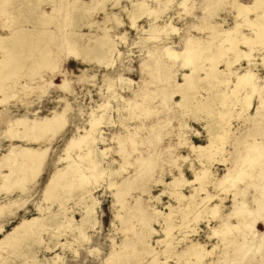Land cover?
Returning <instances> with one entry per match:
<instances>
[{
    "label": "rangeland",
    "instance_id": "obj_1",
    "mask_svg": "<svg viewBox=\"0 0 264 264\" xmlns=\"http://www.w3.org/2000/svg\"><path fill=\"white\" fill-rule=\"evenodd\" d=\"M0 1V82H9L3 90L5 92L0 91V163L5 164L0 165V174L8 172L7 164L11 163V158L6 160L5 157L12 147L14 150L24 147L28 153L31 149L42 151L47 148L40 176L32 182H26L24 190L18 186L8 189L3 186L0 176V205L6 204V209L3 208L0 213V239L22 220L29 221L37 216L40 218L37 222H32L33 229L20 231L21 235L16 243L0 247V264H107L106 258L112 251L120 254L113 259L112 264H151L149 262L156 254V264H192L193 261L196 262L192 255L189 257L186 253L182 258V255L176 254L191 243L201 244L208 250L213 249L210 253L213 256L206 255L203 261L193 264H214V260L216 264H264V248L259 253L250 251L241 258L242 253L247 252V248L255 240L264 242V220L257 221L254 231L251 230L247 237H243L237 230H231L224 237L216 234V237L212 227L216 228L220 219H212L202 212L198 219L193 218L194 212L187 213L186 217L183 209L187 200L179 201L172 194V187L167 184L174 176L179 175V171L183 172L188 181L193 180V173L203 165L209 167L212 179L220 178L227 172V167L241 160L245 143L254 140L264 143V108L260 107L258 111L255 109L264 98V43L254 44L250 54L240 56V60H235L231 65L241 75L245 72L243 69L247 62L252 61L251 70L257 77L260 93L255 91L252 96L250 89L238 90L239 101L227 105L231 118L222 155L216 153L214 159L206 161L197 155V150L191 148V145H206L209 139V119L202 110L192 107L196 99H203L209 94L207 83H200L189 102L183 106L175 103L180 99L178 93H171L175 83L183 81L182 73L189 72V67L182 66L180 59L169 58L164 47L170 46L180 51L189 38H200L204 45H210L211 51H220L221 36L218 34L219 36L211 39L212 31L221 33L234 26L236 20L241 23L238 34H252L246 23L241 18H236L237 10L232 6V0H145L152 7H158L159 4L163 6L168 1L157 24L163 26L171 22L178 29L167 36L161 34L155 40L142 39L148 36L142 29L149 28L152 16L143 14L132 26L131 13L135 10L132 2L135 0ZM238 1L250 4L253 0ZM51 13L57 14V17L48 27L60 38L58 43L61 50L49 55L51 65L32 67L31 63L40 58V53L34 51L31 55L28 49L35 44L36 32L46 26L44 20ZM106 14L111 16L106 26L115 46L112 53L108 52L103 58V62L107 61L108 65L94 60H82L83 52H80L79 57L67 55L66 33L71 31L81 36L77 43L80 50L94 45L95 38L103 34L102 21ZM249 17H254V13L251 12ZM27 30L35 34L20 47L22 52L19 53L18 64L7 66L6 62L10 57L17 54L10 48V43H14L16 37L23 36ZM236 34L237 32L232 38ZM239 48L245 53L248 51L246 45L239 44ZM232 56L229 51L225 52L218 68L227 72L224 60ZM53 65H56L54 69ZM208 65L209 61L205 60L204 66ZM4 74H13L16 83L4 78ZM199 75L204 76V71L199 72ZM120 77L131 79L130 85H120ZM107 78L115 80L114 87H108ZM64 79L69 81L66 88L58 84ZM230 81L229 87L221 84L219 89L229 91L235 81L234 75L230 76ZM25 82L28 86L24 85ZM246 94L252 97L251 105L249 109L243 110ZM66 103L68 122L62 131L54 134L42 131L37 134L40 136L38 139H33L24 130L22 117L43 118L49 116L53 109L62 110ZM102 103L107 105L104 113L109 120H102L97 125L96 133L104 141H98L96 146L98 150H109L105 151L101 167L117 169L123 157L127 158L129 164L118 176L111 178L105 173L96 180L90 177L87 184L89 192L84 196H79V188L72 187L71 191H67V185L63 187L58 183L53 187L54 196L45 198L43 189L51 172L66 165V159L61 158L68 154L70 159L78 161L80 149L73 147L66 151L68 139L77 133L83 134L90 128L91 113L101 114L103 109L99 105ZM149 107L152 109L147 114L145 109ZM214 108H220V105L214 104ZM152 110L153 113L158 111V114L156 112L152 115ZM129 137L136 140L135 148L131 147L127 139ZM123 147L126 150L121 153ZM223 156L225 161H220ZM84 171L86 175L90 174V170L84 168ZM22 174V169L17 170L5 182L6 185L19 182L18 177ZM111 180L116 185L109 186ZM248 180L253 183L248 181V184L247 179L243 180V183H238V190L228 193L214 188L212 184L207 186L209 192L225 197L221 214L230 213V217L225 219L231 223L237 224L234 208L239 201L253 203L255 196L264 194V177ZM199 185L193 182L175 188L189 195L193 186ZM201 186L206 187L204 183ZM201 195L204 194L201 192ZM94 200V220L91 224L81 226L85 205ZM218 201L216 197L211 203ZM168 209L171 212V223H178L171 230L172 244L169 241V245L163 239L167 219L164 217ZM129 224L134 231H125ZM75 225L81 228H75ZM138 239L146 243L148 251L152 248L149 253L140 252L141 261L132 255L135 248L131 247L129 251L125 249L126 245L134 244H137L138 250L142 248L137 243ZM166 246H170L168 252L163 251Z\"/></svg>",
    "mask_w": 264,
    "mask_h": 264
},
{
    "label": "bare ground",
    "instance_id": "obj_2",
    "mask_svg": "<svg viewBox=\"0 0 264 264\" xmlns=\"http://www.w3.org/2000/svg\"><path fill=\"white\" fill-rule=\"evenodd\" d=\"M156 1H158V0H156ZM167 4H168V1H165L163 6H161L159 4L158 7H152V6L148 5L145 0H135L134 2H132V5L135 7V10L131 13L132 26L135 25V21L138 18H140L143 14H148V15L153 17L151 22L149 23V28L148 29H142V31L146 32L148 35L147 37H145V36L142 37V39H144V40H151V39L155 40V39L159 38L161 34L164 36H167V35L171 34V32L178 30L177 27H175L174 25L171 24V22L166 23L163 26H160L159 24H157L158 18L160 17V15L164 11L163 7L166 6ZM232 4H233L232 6H235V8L237 10L236 18H241L242 21L244 23H246V25L251 29V32H252L251 35H247L245 33L243 34L240 32L238 34V29H239L241 23H239L238 20H236L234 26L227 28L225 30H222L221 33H219L217 30L212 31L211 39L213 37H216L219 35L221 36V39H220L221 42L219 45L220 51H217V52L211 51L210 45H208V46L204 45V43L200 40V38H189V39L187 38L188 40L186 41L184 48L180 51H177L170 46L164 47V52L169 58L180 59L182 62V66L189 67V72H183L182 73L183 81L182 82H176L174 90L171 91L172 94L178 93V95L180 96V99L175 101L176 104L183 106L184 104L188 103L190 98L193 95V91L196 89V87L200 83L206 82L207 85L209 86L210 92L207 95V97H204L203 99H196V103L192 105V107H194L195 109L202 110L205 113L206 118L209 119V121L207 122V125H209V127H208V132H209L208 143L206 145H198V146L191 145L192 149L198 151L197 155L203 159H206V161H209L210 159H214V155L216 153L221 154V155L223 154V143L226 142L225 139H226L227 135L229 134L228 123H229V120L231 118V113H230L229 109H227V105H229V103L239 101V99H240L238 96L239 92H237V91L238 90L240 91L241 89H243V90L250 89V94L252 95V94H254L253 92H255V91L259 92V89H260L259 84H257V77L255 76V73L251 70V67H252L251 62L252 61L249 60V62H247L248 61V59H247L246 62L248 64L246 67H244L243 70L245 72L244 73L242 72L243 74H241V75L237 74L236 71H234L232 69L231 65L233 64V62H235V60H238V59L240 60V58H239L240 56H242L244 54H250L252 52V50L254 49V44H257V43L260 44L261 43L263 45V43H264V40H263L264 39V21H263L264 20V0H253L250 4H243V3H240L238 0H232ZM251 12L254 13V17H249V14ZM55 15H57V14H52V15L49 14L48 18L44 20V23L46 24V26L42 30L36 32V34L34 32H32L31 30H27V31H25L23 36L16 37L14 43L13 42L10 43V48H13V50H15L17 52V54L10 57V59L8 61L6 60L7 66H15L18 64V56H19V53L22 52L19 49H20V47L22 48V45L24 43H27L30 40L32 34L36 35L35 36L36 41H35V44H33V46L29 47L28 52L32 55V53L34 51H38L40 53V58L33 60V62L31 63V66L36 67L38 65L42 66V65H47V64L51 63V57L49 55L52 52H60V50H61L60 45L58 43L60 38L58 36H56L53 29L48 27V24H53L54 21L56 20L57 16H55ZM65 17H67V15ZM110 19H111V16L106 14V16L104 17V19L102 21V23L104 24V26L102 27L103 34L95 38L94 45L83 47L81 50L77 46V43L80 40L81 36H78L76 33H72L71 31H68L66 33V37H65V41H66L65 43L67 45L66 48H68L67 55L70 54L72 56L79 57L80 54L83 52L81 54L82 60H84L86 62L94 60L96 62H102V63H105L106 65H108L107 61L103 62V58L106 57V54L108 52L112 53V51L115 49L113 39L111 38V35L108 34V27L106 26V23ZM236 32H237L236 37L232 38ZM2 39H5V37H3ZM160 39H162V38H160ZM239 44H243V45H246L248 47L247 53H245L242 49L239 48ZM105 46H108V47L105 48ZM263 48H264V45H263ZM26 50L27 49H25V51ZM62 51H64V49ZM227 51H229L233 56H232V58L227 57L228 59L226 58L224 60V64L226 67L225 69L227 71V72H225L224 70H220L218 68V64L221 62V56H224L225 52H227ZM65 52H66V49H65ZM149 52H150V50H149ZM63 54H65V53L63 52ZM205 60L209 61V65L207 67L204 66ZM55 66L56 65H53L52 69H54ZM201 71H204V76L199 75V72H201ZM0 74H1V72H0ZM12 75L10 76V75L4 74V78L10 80L11 83L15 84L16 79ZM232 75L235 76V81L233 82V85L230 86V90L227 91V90H225V88L219 89L221 84L229 87L230 82H231L230 76H232ZM107 80H108L107 84H108L109 88L115 86V80H113L111 78H107ZM68 82L69 81L64 79L63 81L59 82L58 84H62V87L66 88V86H68ZM119 82H120V85H130L131 79H129L127 77H120ZM8 83L9 82H5V83L0 82V91H3L4 89H6L8 86ZM24 85L28 86V84L26 82L24 83ZM4 92L5 91H3V93ZM251 95L249 96L248 94H246V101H245L246 105H245L243 110L249 109V107L251 105V99H252ZM215 101H217V103L220 105V108H214V104H217V103H215ZM67 105L68 104L66 103L65 107L62 110L53 109L50 112L49 116H45L43 118L42 117L41 118H34L33 117L34 119H27L26 117H22L21 120L25 126L24 130L25 131L27 130L29 135L33 136V139H38V137H40V136H37V134H39V132H42V131H48V132L51 131L52 134L62 131V129L64 128V126L68 122ZM233 106H235V105H233ZM263 106H264V98H262V100L260 101V105H258L255 109H257V111H258L260 109V107L264 108ZM99 108H102L103 112L99 115H94L93 112L91 113V119L89 121L90 128L88 130H85V132L83 131L84 132L83 134L77 133L75 135H72L68 139V141L65 145L66 151L72 149L73 147H78L80 149V152L77 154L78 161H75L74 159H70L68 154L66 157L61 158V160L66 159V165L64 167H62L61 169L56 168L53 173L51 172V174L47 180L46 186L43 189V193H44L45 198H49V197L54 196L53 195L54 194L53 193V187L58 183H60L61 186H63V187H64V185H67V187H66L67 191H71L72 187L79 188L80 189L79 196H84L86 193L89 192V190L87 189V184L90 182V177H93L96 180L99 176L107 173L112 178L114 176L120 175L121 172L124 170L125 166L127 164H129V161L127 160V158L123 157L122 163H120L119 168H117V169H114L112 167H107V168L101 167V163H102L103 158L105 156V151H108L109 148H108V150H107V148H104L102 150L97 149V146H96L97 142L98 141H104V138L101 135L98 136L99 134H97L98 133L97 125L100 124L102 120H109L108 119L109 117H106V113H104L106 108H107V105L105 103L100 104ZM151 109H150V107L146 108L145 113H147V114L150 113ZM233 111H234V109H233ZM156 112L158 114V111H155V113ZM155 113H153V110H152V115ZM237 115H238V113H237ZM210 125L211 126L214 125V126L211 127ZM9 129L11 130V128H9ZM42 135H44V133ZM118 138L119 137H117V139ZM229 138H230V136H229ZM127 139L129 141L131 147L135 148L134 146L136 144L135 143L136 140L133 137H129ZM23 148L18 149V150H14V147H12L11 150L9 151V153L5 157L6 160L10 157L11 163L7 164V167L9 168L8 172H6L2 175L0 174V176L2 179L1 182L3 181V183H4L3 186H7L8 189L10 187H13V186H16V187L18 186L19 188H22V190H24L25 189L24 184L26 182H32V181L36 180L35 178L42 171V168H43L42 164L44 161V157H45V153L47 151V148H45V149L43 148L44 150H42V151H39V149L38 150H34V149L32 150L31 149L30 153L26 152ZM25 148H27V147H25ZM243 149H244V153L242 155L241 160L239 162H236L233 165L227 167V172L223 176H221L220 178L212 179V175L210 173L209 167L206 165H203L201 168H199L197 171H195L193 173L194 174L193 180L188 181L183 176V172L179 171V175L174 176L173 179L169 183H167L169 186L172 187L173 190L171 192H172V194H174L177 197V199L179 201L184 200V199L187 200L186 204H185V208L183 209L185 216L189 212H194L193 218L198 219L197 217H199L201 215V212H202V213H207L208 216L212 219H220L218 226L216 225L217 226L216 228L212 227V229H214L213 233L215 235L217 234L220 237H224L231 230H237L238 232H240L243 235V237H247L246 235H249L251 230L254 229V226L257 223V221L264 220V194L255 196L254 199L252 200L253 203H251L250 201H247V200L245 201L241 197V199H243L244 201H239L237 203L238 206L234 208V214L238 218L237 224H235V223L229 222L227 218H226L227 220L225 219V217H228L230 215V213H228L226 215L221 214V209L224 206L223 200L225 199V197H222V196L220 197L218 193H215V194L211 193L207 189V186L209 184H212L214 188H216V189L218 188L219 190L223 191L224 193H226V192L228 193L229 191L234 192L238 188L239 182L243 183L242 181L247 179V183L249 184L250 181L248 179H252V178L258 177V176L264 177V167H263L264 166V143L259 142L257 140H254L253 142H247L244 144ZM125 150L126 149L123 147L120 152L123 153ZM28 151H29V148H28ZM228 153H227V155H228ZM216 156H217V154H216ZM177 158H181V156H177ZM220 161H225L224 156L220 159ZM84 164H86L87 166H84ZM0 165L5 166V164H3V163L2 164L0 163ZM146 166H148V165H146ZM84 168L90 170L89 175H86ZM20 169L23 170V174H22V176L18 177L19 182H17V183L13 182V183H11V185H6L5 182L12 176L13 173H15L17 170H20ZM193 182H197L200 185L199 186H193L192 192L189 195H185L178 188H175L176 186L177 187L183 186L184 184H191ZM203 183L206 185V187H202L203 185L201 186V184H203ZM250 183H253V181H251ZM114 185H116V183H114L111 180L109 182V186H114ZM261 188H262V185H261ZM142 189H144V188H142ZM201 192L204 195H201ZM246 192L247 191H245V194H246ZM245 194L243 193V195H245ZM216 197H218L219 201L211 203V201ZM5 206H6V204L0 205V213H2L3 208ZM95 206H96L95 200L91 201L90 204L85 205V210H84L83 216L81 218V226L84 224H91L92 220H94ZM174 207H176V206H174ZM4 209H6V208H4ZM139 211H141L143 213L142 209H140ZM167 212L168 213L165 214L166 217H164L165 219L166 218L167 219H166V227L164 229L165 237L163 239L167 240V245H169L168 242L171 240L170 239L171 230L178 223L172 224L171 221L169 220V217L171 216V212L169 213V209ZM185 216H184V218H185ZM118 218H119V216H118ZM39 219L40 218L37 216L35 218L32 217V219L29 221L28 220H22L18 225H16L11 231L6 233L0 239V247H2L5 244H7V245L9 244L11 246V244L16 243L19 240V237L21 235L20 231H22V230L28 231L29 229H33V227H31V225L33 224L32 222L35 220H36L35 222H37ZM140 219H142V217H140ZM71 220H72V218H71ZM68 221H69V219H68ZM118 221H119V219H118ZM192 221H194V220L192 219ZM182 224H184V222ZM81 226L78 225L75 228L79 229V228H81ZM131 228H133V227L131 224H129L125 228V231L127 232L128 230H133ZM255 232H256V230H255ZM215 235H213V236H215ZM217 235H216V237H217ZM251 236L253 237V235H251ZM262 236H264L263 233H262ZM260 237H258V238H260ZM261 239H263V238L261 237ZM137 243H139L142 247L139 250L136 248L137 244H134L132 246L126 245L125 249H127L129 251L131 247L135 248V251L132 252V255L134 257H136V259L140 260V258H141L140 252L149 253V251L152 248L148 251V248H147L148 246L146 245V243H144L142 241V239H138ZM170 243H171V241H170ZM149 247H150V245H149ZM262 248H264V242L262 240H259V241L255 240V242L251 243V245H249V247L247 248L248 251L245 250L247 252H245L244 254L242 253L241 258L243 259V256L248 254L250 251L259 253V252H261ZM169 250H170V246H166L163 249L164 252H168ZM212 250L213 249H211V250L205 249L203 247V245H201V244L197 245V243H191V245H188L185 249H182L181 251L178 250L179 252L176 254H177V256L182 255V258H183V254L188 253L189 257H190V255H192L193 258L196 260V262H194V261L193 262L197 263V262L203 261L206 255L207 256L210 255ZM186 255H185V257H188ZM117 256H120V254H118L117 251H112L110 253L109 257L106 258V263L112 264L113 259L117 258ZM156 256H157V254L152 257V260L149 263H151V264L155 263L156 264L158 262ZM206 259H205V262H206ZM209 261H211V259ZM214 261H215L214 264H216V260H214ZM193 262H192V264H193ZM178 263H179V261H178ZM183 263H185V262L183 261ZM201 264H203V263H201ZM205 264H207V263H205Z\"/></svg>",
    "mask_w": 264,
    "mask_h": 264
}]
</instances>
